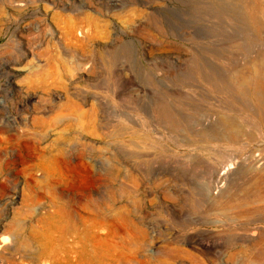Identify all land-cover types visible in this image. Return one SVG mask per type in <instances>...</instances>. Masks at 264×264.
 <instances>
[{"label": "rangeland", "instance_id": "1", "mask_svg": "<svg viewBox=\"0 0 264 264\" xmlns=\"http://www.w3.org/2000/svg\"><path fill=\"white\" fill-rule=\"evenodd\" d=\"M0 264H264V0H0Z\"/></svg>", "mask_w": 264, "mask_h": 264}, {"label": "bare ground", "instance_id": "2", "mask_svg": "<svg viewBox=\"0 0 264 264\" xmlns=\"http://www.w3.org/2000/svg\"><path fill=\"white\" fill-rule=\"evenodd\" d=\"M260 161V160H259ZM227 162V161H226ZM232 162V161H231ZM231 164V163H230ZM224 165V166H222L220 169H219V172L220 173H218L219 174V176H220V178H222V177H226L231 171H232V168H233V166H232V164L231 165ZM235 167V166H234ZM259 168V167H258ZM227 178V177H226ZM228 180V179H227ZM226 192V191H225ZM260 196H261V194H260ZM261 197H263V195L261 196ZM230 199V198H229ZM228 199V200H229ZM227 200V199H226ZM234 201V200H233ZM232 201V202H233ZM228 202V201H227ZM236 205H237V202L235 203ZM230 205V204H229ZM240 205V204H239ZM246 205V204H245ZM230 206H232V204L230 205ZM235 206V205H234ZM225 207V206H224ZM226 207H228V205L226 206ZM242 208H243V206H241ZM236 208V207H235ZM241 208V209H242ZM238 210H240V209H238ZM242 212V211H241ZM221 214V213H220ZM239 215V214H238ZM222 225H223V223H222ZM258 229V228H257ZM257 233H258V231H257ZM252 235H257V234H255V233H253L252 232ZM263 235V234H262ZM262 235H260V236H262ZM190 236V235H189ZM249 236V235H248ZM247 236V237H248ZM199 238V237H198ZM249 238V237H248ZM262 238V237H261ZM193 239V238H192ZM197 239V238H196ZM250 239V238H249ZM252 239H253V237H252ZM251 240V239H250ZM257 240H258V237H257ZM259 240H261V239H259ZM185 241V240H184ZM189 241V240H188ZM212 241V240H211ZM253 241V240H252ZM194 242H196L197 243V240H194ZM218 242H220V241H218ZM247 242H248V240H247ZM199 243H201L203 246H206V247H209V245H211V243L213 244V242H210V241H203V240H199ZM217 243V242H216ZM191 244V243H190ZM200 244V245H201ZM215 244V243H214ZM213 244V245H214ZM198 245V244H197ZM178 247V246H177ZM217 247V246H216ZM179 248V247H178ZM177 248V249H178ZM192 248V247H191ZM175 250H176V248H175ZM180 250L182 251L183 250V248H180ZM185 251H187V252H190L189 251V249L187 250V249H184ZM183 250V251H184ZM198 250V249H197ZM200 251V250H199ZM178 252H179V250H178ZM185 255V254H184ZM186 255H188V253L186 254ZM190 256H191V254H190ZM258 259V258H257ZM232 260V259H231Z\"/></svg>", "mask_w": 264, "mask_h": 264}]
</instances>
